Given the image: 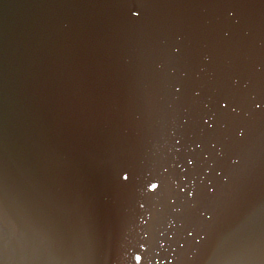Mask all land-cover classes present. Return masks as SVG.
Segmentation results:
<instances>
[{
  "label": "water",
  "instance_id": "95a60500",
  "mask_svg": "<svg viewBox=\"0 0 264 264\" xmlns=\"http://www.w3.org/2000/svg\"><path fill=\"white\" fill-rule=\"evenodd\" d=\"M0 264H264V0H0Z\"/></svg>",
  "mask_w": 264,
  "mask_h": 264
},
{
  "label": "snow or ice",
  "instance_id": "6c2138e0",
  "mask_svg": "<svg viewBox=\"0 0 264 264\" xmlns=\"http://www.w3.org/2000/svg\"><path fill=\"white\" fill-rule=\"evenodd\" d=\"M124 179H128V177L125 176ZM157 187H158V185H157L156 183H152V184H151V188H152L153 190H155Z\"/></svg>",
  "mask_w": 264,
  "mask_h": 264
}]
</instances>
